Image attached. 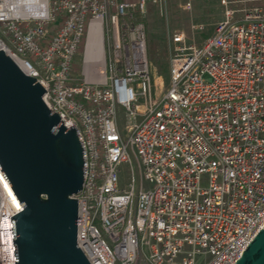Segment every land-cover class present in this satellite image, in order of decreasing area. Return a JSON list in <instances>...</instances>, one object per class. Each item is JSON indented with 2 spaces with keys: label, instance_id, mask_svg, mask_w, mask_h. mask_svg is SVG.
Instances as JSON below:
<instances>
[{
  "label": "built area",
  "instance_id": "2783aa9c",
  "mask_svg": "<svg viewBox=\"0 0 264 264\" xmlns=\"http://www.w3.org/2000/svg\"><path fill=\"white\" fill-rule=\"evenodd\" d=\"M148 1L0 0V49L82 143L76 243L90 264H233L264 222V0L179 46L158 92ZM21 208L0 170V264H15Z\"/></svg>",
  "mask_w": 264,
  "mask_h": 264
},
{
  "label": "water",
  "instance_id": "95a60500",
  "mask_svg": "<svg viewBox=\"0 0 264 264\" xmlns=\"http://www.w3.org/2000/svg\"><path fill=\"white\" fill-rule=\"evenodd\" d=\"M46 90L0 49V170L21 203L10 216L15 264H90L76 243L83 146ZM233 264H264V222Z\"/></svg>",
  "mask_w": 264,
  "mask_h": 264
},
{
  "label": "rangeland",
  "instance_id": "374dc122",
  "mask_svg": "<svg viewBox=\"0 0 264 264\" xmlns=\"http://www.w3.org/2000/svg\"><path fill=\"white\" fill-rule=\"evenodd\" d=\"M260 0H150L140 15L145 30L146 55L153 77V89L164 90L169 81L172 58L179 46L200 44L214 32L217 23L231 10L233 16H241V10L257 5ZM132 21L135 17H126ZM201 28H197V26ZM183 33L181 42L173 39L174 34ZM84 42L75 54L72 77L81 79V59ZM125 181V176L121 177Z\"/></svg>",
  "mask_w": 264,
  "mask_h": 264
},
{
  "label": "bare ground",
  "instance_id": "6f19581e",
  "mask_svg": "<svg viewBox=\"0 0 264 264\" xmlns=\"http://www.w3.org/2000/svg\"><path fill=\"white\" fill-rule=\"evenodd\" d=\"M92 46V48H96L97 47V45H96V43H95V41H93V44L91 45ZM88 47H89V45H88ZM88 47H87V51H88ZM98 48V47H97ZM96 50V49H95ZM98 55V54H97ZM96 56V55H95Z\"/></svg>",
  "mask_w": 264,
  "mask_h": 264
}]
</instances>
